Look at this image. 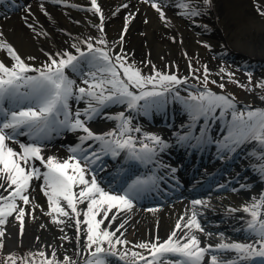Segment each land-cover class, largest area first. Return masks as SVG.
<instances>
[{"label":"snow or ice","instance_id":"obj_1","mask_svg":"<svg viewBox=\"0 0 264 264\" xmlns=\"http://www.w3.org/2000/svg\"><path fill=\"white\" fill-rule=\"evenodd\" d=\"M5 2L0 0V4ZM143 2L150 4L159 13L161 21L168 23L161 3L157 0ZM204 2L209 3L210 0ZM12 4L18 7L15 0ZM90 4L89 10L99 14L101 23L97 27L102 32L104 16L101 8L97 0H90ZM176 6L185 9L181 15L200 14L195 8L189 9L187 3L181 2ZM257 12L264 16V9L257 8ZM126 32L125 26L121 43ZM82 43L84 49L77 44L72 45L76 54L57 53L55 57L50 56L43 67L33 68L25 63L0 32V50L6 51V55L14 61L11 66L0 61V249L4 247L5 226L9 217L19 222V234L23 235L24 218L30 214L24 206L32 203L29 189L33 180H42L49 208L46 214L52 217V223L64 224V218L72 219L77 243L79 233L84 229L89 257L84 264H111V257H118L124 264H264V196L243 207V212L249 216L245 242H225L221 234L217 244L201 246L196 232L203 233L204 229L195 206H204L205 202L199 199L192 201L190 215L186 212L187 218L182 216L179 219L167 239L161 241L157 236L133 245V248L142 251L128 249L130 242L117 236L128 222L121 219L122 215L135 207V200L149 190L150 183L154 184V181L136 177L122 186L117 185L120 190L116 191L111 188L115 178L110 181L109 188L98 182L96 166L104 156L116 158L122 152L130 161L147 164L153 162L157 152L164 151L168 145L162 137L153 134L145 137L151 146L141 143L137 148L132 133H140L141 129L132 125L131 117L126 116L124 111L107 117L118 121V124L106 133H94L88 122L100 116L109 105L126 106L129 111L143 110L147 114L149 108L164 101L166 94L172 91L171 86L186 83V79L160 71L145 76L140 69L128 64L125 56H111L109 51L96 47L90 40ZM97 43L105 45L106 41L101 39ZM152 67L155 69L154 65ZM189 67L191 69V64ZM30 72L38 74L29 75ZM69 72L79 76L85 86H77V81L70 77ZM209 74L207 66H204L205 81ZM236 83L239 84L238 81ZM258 86L264 88V82ZM219 87L223 88L224 84ZM73 99L86 101L83 111H72L70 101ZM189 99L191 102H186V108L193 123L202 118L206 122L227 119L230 115L227 134L217 142L219 150L225 155L235 152L242 144L252 142L259 143L262 146L260 151L264 153V109L249 110L247 113L239 111L232 98L211 91L192 95ZM62 129L83 132L84 135L79 137L80 144L70 149L72 155L67 159L46 158L40 142ZM199 131V136L189 132L178 139L181 142L195 140L197 145L209 142L207 129ZM18 136H29L32 142L19 143L16 140ZM16 143H19V150L11 146ZM37 161L45 171L36 167ZM260 171L264 174V165H261ZM35 207L39 206L35 205L30 211L34 212ZM118 219L121 222L113 229L112 224ZM60 239L70 238L65 235ZM118 246H124L125 250L121 252ZM38 255L43 258L38 264H76L71 257L57 260L54 251L52 258H48L44 251ZM8 261L17 264L14 254L8 256ZM24 264L32 262L24 258Z\"/></svg>","mask_w":264,"mask_h":264},{"label":"bare ground","instance_id":"obj_2","mask_svg":"<svg viewBox=\"0 0 264 264\" xmlns=\"http://www.w3.org/2000/svg\"><path fill=\"white\" fill-rule=\"evenodd\" d=\"M98 1L104 16L103 32L97 27L100 24L98 15L89 10L91 7L88 5V0H61L59 3L56 0H30L16 11L0 16V32L3 33V39L11 44L33 68L43 67L49 62L50 56L55 57L57 53L74 54L76 52L72 47L73 44L84 49L85 45L82 42L89 40L96 47L109 51L111 56H125L126 59L141 62L148 59L150 63L168 62L169 65H178L181 60L187 65L188 58L196 60L199 55L204 63L212 64L215 59L207 54L209 50L213 54L222 53L232 57L237 65L245 68H253L264 63V16L257 12V8L264 9V0H210L209 3H205L204 0H162V2L157 0L167 17V24L161 21L159 13L143 0ZM181 2L189 4V9L195 8L200 14L181 15L185 9L176 6ZM125 26L127 32L123 33V43H121L120 38ZM101 39L106 41L105 45L97 43ZM204 45L207 49L203 47ZM30 57L33 59H29ZM0 61L9 66L14 63L4 50H0ZM223 65L228 67L229 71L236 73L231 65L225 63ZM70 77L76 81L81 79L73 73H70ZM78 86L85 85L80 83ZM180 100L182 105L179 106H184L183 108H179L180 102H175L173 105L177 119L172 121L174 126L178 127L192 120L186 108V102L190 100L182 98ZM170 101L171 99L165 96L160 107L169 112ZM74 106L76 111H83L86 101H76ZM121 111H124L125 115L133 112L126 106L109 105L88 127L97 134L111 131L118 121L107 117L117 115ZM137 112L142 120L139 119L135 126L145 132V134L141 132V137L153 134L167 136L165 131L155 127L154 124L148 125L147 119L141 117L139 110ZM192 132L196 134V130L193 129ZM70 134L59 144L43 145L42 154L46 158L54 156L60 160L67 159L72 155L69 153L70 149L75 147L73 140L78 144L79 137L84 135L79 130ZM11 146L19 150L18 145ZM261 148L259 143H245L238 146L236 151L241 153L242 158L236 161V168L232 169L223 181L219 180L222 182L217 187L224 186L227 183L224 182L226 178L235 177L237 181L223 192L212 191L211 199H199L205 202L204 206H195L199 222L204 229L203 233L196 232L201 240V246L205 241L214 243L221 240V234L225 242L237 240L234 237L242 231L241 217L244 218L246 215L243 207L257 200L261 194L264 196V187L258 180L260 170L258 171L255 165H250L251 160H257L264 155L260 151ZM261 162H264V159ZM226 163L229 164L228 161ZM106 179L107 177L104 179L102 176H97L98 182L109 188L110 183ZM111 188H113L112 184ZM29 195L32 203L24 206L26 212L30 214L24 218L23 235L19 234V222L9 217L4 238L7 247L12 249L27 246L32 250L39 248L48 254V258H52L51 254L54 251L55 258L59 261L71 254L79 257L84 250L86 253L83 228L77 243V233L72 219L64 218L66 223L54 224L52 217L46 214L49 208L47 197L43 194L42 180H33ZM186 196L187 199L178 200L164 207L149 208L135 204L130 212L122 215L121 219H126L128 222L117 236L128 240L130 243L127 248L132 251H142L133 248V245L153 240L157 236L161 241L167 239L179 219L185 216L186 212L190 215L192 201L196 198L190 197L188 193ZM211 204L216 206L212 210L209 209ZM35 205L39 207H35V211L31 212ZM232 209L238 210L232 211ZM120 222L121 220L118 219L112 224V228L115 229ZM209 233L211 235H207ZM65 235L70 239H60ZM118 247L121 252L125 250L124 246ZM74 256L71 259H74ZM110 261L113 263L114 259L110 258Z\"/></svg>","mask_w":264,"mask_h":264},{"label":"rangeland","instance_id":"obj_3","mask_svg":"<svg viewBox=\"0 0 264 264\" xmlns=\"http://www.w3.org/2000/svg\"><path fill=\"white\" fill-rule=\"evenodd\" d=\"M203 47L207 49V46L204 45ZM207 51V54L215 59L212 64L211 62L210 64L204 63L203 58L199 55H197L198 57H196V60L188 58L187 65H185L184 61L181 60L178 65H169L168 62L165 64H160L158 62L150 63L148 59H144V61L141 62L139 60H130L128 58L127 62L128 64L134 65L135 68L140 69L145 76L153 75L154 71H160L165 74H175L181 80L186 79V83L176 85L180 88L185 87L187 84H191L198 87V91L200 89L211 92L213 91L217 94H219V92L223 94L227 93L229 96H232L237 100L240 106L246 110L244 111L245 113L249 110L264 109V99H262V97H264V88L258 86L264 82V63L253 68H245L242 67V65H237L233 61L232 57L226 56L225 54L222 55V53L213 54L210 53L209 50ZM218 61H220V63ZM224 63L231 65L232 68L236 70V73L229 71L230 69L225 67L223 65ZM189 64H191V69ZM153 65L155 66V69H153ZM204 66H207L210 73L207 81H205L204 77ZM222 69L223 71H221ZM228 73H232L233 75L229 76ZM213 81L215 83H213ZM237 81L239 84L236 83ZM220 84H224V87H219ZM241 85L244 87H241ZM40 251L43 250L39 248L32 250L27 246L9 249L4 242L3 249H0V264H11V262L8 261V256L12 254H14L17 258V264H24V258H28L32 264H38V261L43 259L38 255ZM30 253H34L36 255L29 256ZM73 256L74 254H71L67 257ZM64 259L65 257L63 260ZM72 260L76 261V255L74 256V259L72 258Z\"/></svg>","mask_w":264,"mask_h":264}]
</instances>
